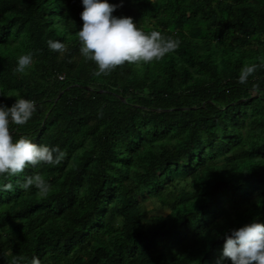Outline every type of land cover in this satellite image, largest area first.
I'll use <instances>...</instances> for the list:
<instances>
[{
    "label": "trees",
    "instance_id": "obj_1",
    "mask_svg": "<svg viewBox=\"0 0 264 264\" xmlns=\"http://www.w3.org/2000/svg\"><path fill=\"white\" fill-rule=\"evenodd\" d=\"M109 2L179 47L97 75L80 50L81 0H0V100L37 102L13 135L65 152L0 176L15 185L0 191V264H216L229 229L264 221V95L252 89L264 88V0ZM37 173L46 198L21 186Z\"/></svg>",
    "mask_w": 264,
    "mask_h": 264
},
{
    "label": "clouds",
    "instance_id": "obj_2",
    "mask_svg": "<svg viewBox=\"0 0 264 264\" xmlns=\"http://www.w3.org/2000/svg\"><path fill=\"white\" fill-rule=\"evenodd\" d=\"M83 20L78 31L81 52L96 62L97 75L108 74L117 65L127 62H152L163 58L180 45L179 38L166 36L159 30L146 32L134 22L131 16L114 15L120 5L109 0H81ZM122 3V0H121ZM53 50L64 51L66 44L61 40H48ZM33 64V54L26 52L17 57L16 71L24 73ZM256 63L247 64L240 70L238 81L247 85L256 72ZM254 93L264 95L260 83H253ZM2 95V92H0ZM37 111L35 99L17 93L9 105L0 100V176H14L24 172L29 165L45 162L56 165L61 162L65 152L59 145L37 143L27 135L15 138L11 125L27 123ZM38 195L46 198L52 191V183L42 174L28 175L22 183L25 190L32 186ZM15 191L12 180L0 184V191ZM264 264V221L253 218L250 222L231 228L224 234V243L216 264ZM25 257L14 258L13 264H24ZM28 264H43L38 255H33Z\"/></svg>",
    "mask_w": 264,
    "mask_h": 264
},
{
    "label": "rangeland",
    "instance_id": "obj_3",
    "mask_svg": "<svg viewBox=\"0 0 264 264\" xmlns=\"http://www.w3.org/2000/svg\"><path fill=\"white\" fill-rule=\"evenodd\" d=\"M147 204H148V203H147ZM149 205H150V204H149ZM156 211H157V212H159V211H161V212H166L167 210H166V209H163V208H162V209H159V208H158V209H156Z\"/></svg>",
    "mask_w": 264,
    "mask_h": 264
}]
</instances>
